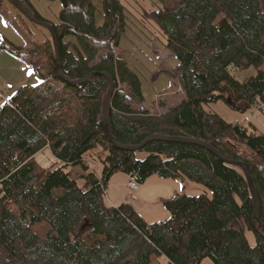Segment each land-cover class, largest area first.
I'll use <instances>...</instances> for the list:
<instances>
[{"label":"trees","instance_id":"16d2710c","mask_svg":"<svg viewBox=\"0 0 264 264\" xmlns=\"http://www.w3.org/2000/svg\"><path fill=\"white\" fill-rule=\"evenodd\" d=\"M18 1L52 26L60 57L47 28L0 0V16L22 40L0 37V51L23 61L37 79L0 104V264H152L159 255L168 264H200L205 257L214 264H264V233L247 176L228 162L246 165L264 225V135L204 109L217 101L238 112L264 104V0H152L147 16L177 60L159 71L176 81L182 99L150 104L116 48L127 25L121 0H99L100 24L93 0H57L55 20L30 0ZM250 67L255 72L241 80L230 70ZM98 72L113 79L107 108L113 140L102 115L110 80ZM151 135L197 139L219 155L178 140L151 139L137 150L117 146ZM44 148L54 159L49 166L36 159ZM115 172L139 184L152 174L182 185L187 179L208 193L160 198L169 218L148 222L128 203L105 205Z\"/></svg>","mask_w":264,"mask_h":264},{"label":"crops","instance_id":"0c3cea01","mask_svg":"<svg viewBox=\"0 0 264 264\" xmlns=\"http://www.w3.org/2000/svg\"><path fill=\"white\" fill-rule=\"evenodd\" d=\"M59 8H56L57 12ZM37 10L41 14L39 9ZM56 17L57 14L54 13V17L49 18V20H55ZM17 35L18 33L0 16V37H4L19 45L22 43V40H19L20 43H17L15 41L16 37H18ZM169 57L174 59L173 55L167 56L164 63L168 66H172L177 60L175 63L169 65L167 63ZM34 82H36L35 75L24 63L6 51H0V104L16 87L23 84H33ZM166 83H168L167 80L163 81L164 85H166ZM165 87L166 86L158 91H154V94L159 91L165 94ZM152 89L154 88L152 87ZM151 100L152 98L146 100L145 97L146 104H150ZM204 109L218 114L227 122L250 124L264 135V114H262L258 105L251 106L245 112H238L229 108L223 101H217L205 105ZM129 180V175L124 172L113 173L105 190L104 203L106 206H118L121 203H128L148 222L165 221L169 218L170 214L160 203V198L169 197L174 192L181 190L188 195L208 193L204 186L187 179L182 185L177 180L161 178L152 174L148 176L143 183L139 184L138 188L135 190H131L128 187ZM246 237L249 244L253 245L255 242L253 234L251 232H246ZM155 259L156 262L154 264H168V259L164 255H159ZM200 264L214 263L208 257H205L201 260Z\"/></svg>","mask_w":264,"mask_h":264},{"label":"rangeland","instance_id":"374dc122","mask_svg":"<svg viewBox=\"0 0 264 264\" xmlns=\"http://www.w3.org/2000/svg\"><path fill=\"white\" fill-rule=\"evenodd\" d=\"M96 7V24L102 22V15L100 14V2L99 0H93ZM30 2L39 9L41 14L47 19L53 18L54 13L58 14L56 8L60 7V3L57 0H30ZM125 6L127 25L125 32L120 38L119 44L116 47L118 51H122L124 57L129 61L131 67L137 72L141 85L142 92L147 99H151L150 103L165 98L170 100V97L175 96L177 100L182 99V93L179 91L176 81L172 78H168L164 73L160 72V64L166 65V57L170 56V51L166 47V39L163 32L156 25V23L147 16L146 12L155 8L152 0H121ZM221 16H218L217 21ZM31 25L36 35L40 38L44 36L43 31L39 26H35L31 22L27 21ZM34 25V26H33ZM15 41L20 43L21 37L17 35ZM24 63L23 61H21ZM176 62V59L169 57L167 63L169 65ZM25 64V63H24ZM26 65V64H25ZM27 66V65H26ZM264 69V65L261 66ZM231 72L238 79H243L246 75H250L255 72L253 68L245 70L230 68ZM35 80L37 81L36 77ZM166 85L163 81H166ZM36 83V82H34ZM33 83V84H34ZM165 94L163 92H156L164 87ZM152 87L154 89H152ZM162 100V99H161ZM172 101V100H171ZM212 104V103H211ZM36 159L43 165L49 166L53 162V158L47 149H42L36 154ZM54 165H52L53 167ZM73 175L78 173V169L72 170ZM156 257H153L152 264L156 262Z\"/></svg>","mask_w":264,"mask_h":264},{"label":"water","instance_id":"95a60500","mask_svg":"<svg viewBox=\"0 0 264 264\" xmlns=\"http://www.w3.org/2000/svg\"><path fill=\"white\" fill-rule=\"evenodd\" d=\"M11 1L30 21H32V22H34V23H36L38 25H41V26L47 28L50 31L54 46L56 48L57 60H59L60 54H59L58 39H57L56 33H55L54 29L52 28V26L48 22H45V21H42V20L34 18L21 5V3L18 0H11ZM98 73L99 74H106L108 76L109 80H110V86H109V89H108V91H107V93L105 95L104 102H103L102 115H103L104 130H105L106 134L108 135V137L110 138V140H113L111 135H110V133H109V131H108V126H107V108H108V103H109L110 96H111L113 88H114L113 79L111 78V76L109 74H107L105 72H98ZM151 139L178 140V141H186V142L197 143V144H200V145L208 148L209 150L213 151L217 155H219L212 146H210L209 144H207L205 142H202L200 140H197V139H184V138H179V137H167V136H160V135L148 136L147 138H145L142 142H140L137 145L126 146V145L117 144V146L122 147V148H127L129 150H137V149L141 148L147 141H149ZM228 162L243 168V170H244V172H245V174L247 176L249 188H250V191H251V193L253 195L254 202H255V217L258 220V222L260 223V225L262 227V230H263V233H264V225L260 222L259 215H258L259 199H258V196L256 194L252 179L250 177V174H249V172L247 170L246 165L244 163H242V162H239V161H228Z\"/></svg>","mask_w":264,"mask_h":264},{"label":"built area","instance_id":"2783aa9c","mask_svg":"<svg viewBox=\"0 0 264 264\" xmlns=\"http://www.w3.org/2000/svg\"><path fill=\"white\" fill-rule=\"evenodd\" d=\"M259 108H260L262 114H264V104H261V105L259 106ZM128 187H129L131 190H135V189L138 188V183H137L136 181L130 179L129 182H128Z\"/></svg>","mask_w":264,"mask_h":264}]
</instances>
